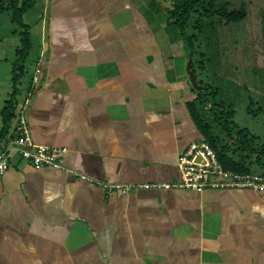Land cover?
<instances>
[{
  "label": "crops",
  "instance_id": "1",
  "mask_svg": "<svg viewBox=\"0 0 264 264\" xmlns=\"http://www.w3.org/2000/svg\"><path fill=\"white\" fill-rule=\"evenodd\" d=\"M153 5L36 0L23 14L41 46L3 137L0 101V154L24 108L32 142L63 149V169L91 181L13 156L0 264H264V191L103 186L179 182L180 154L201 140L186 108L191 58Z\"/></svg>",
  "mask_w": 264,
  "mask_h": 264
},
{
  "label": "rangeland",
  "instance_id": "2",
  "mask_svg": "<svg viewBox=\"0 0 264 264\" xmlns=\"http://www.w3.org/2000/svg\"><path fill=\"white\" fill-rule=\"evenodd\" d=\"M219 2H228L227 12L241 11L244 18L240 22L226 25L223 18L216 15L200 18L203 32L195 45H198V51L208 52L204 58L211 60L206 66L204 77L208 84L219 89L215 100L209 94L211 90H207L203 114L207 117V110H210L214 103L220 102L223 111H232L234 124L260 136L264 131V112L259 115L256 111L259 106L264 107V0H218ZM164 3L167 7L168 1L164 0ZM163 8L162 5H153L149 16H154V12L164 14ZM195 16L197 15L193 16L192 25ZM31 17L32 15L27 14L23 21L28 24ZM217 19L221 20L219 24H215ZM210 22L216 25L215 31L208 28ZM30 27L31 46L22 64L23 76L20 79L23 84L31 78L41 46L38 26L32 22ZM19 31L18 26L11 21L10 13L0 11V101L6 96L8 99L12 91V69L18 62L17 50L20 48ZM167 32L172 37L176 31L169 28ZM187 32L197 34L194 26L188 28ZM181 42L183 45L182 40ZM197 56L195 58H199ZM214 74H218V77ZM249 101L253 103L250 104ZM221 109L214 111L219 112ZM213 129L217 130L215 125ZM254 156L251 155V158Z\"/></svg>",
  "mask_w": 264,
  "mask_h": 264
},
{
  "label": "trees",
  "instance_id": "3",
  "mask_svg": "<svg viewBox=\"0 0 264 264\" xmlns=\"http://www.w3.org/2000/svg\"><path fill=\"white\" fill-rule=\"evenodd\" d=\"M36 0H0V11H8L11 21L18 26L20 48L17 50L18 62L13 65L12 91L9 98L1 110L2 128L1 137L7 134L9 125L15 117L16 95L18 93L17 84L23 76V66L27 53L30 48L29 26L23 23L24 13L33 8ZM165 7L166 27L173 28L177 36L183 41L187 56L191 58L188 66L193 74L200 90L191 87L195 97L187 102L186 108L195 124L201 140L207 142L215 152L220 165L224 170L247 173L264 176V131L261 135H254L245 128H239L233 121L232 111H223L221 104L214 103L210 110H207L208 116H204L206 107L207 90H211V98L215 100L218 97L219 89L206 82L204 74L207 72V65L211 59L204 58L208 52L198 51L195 43L198 44L200 33H202L201 17L219 16L223 18L224 25L240 22L244 18L241 11L227 12L228 2H219L218 0H167ZM155 5V0H152ZM197 15L191 24L193 16ZM217 19V23H220ZM194 26L197 34H188L187 29ZM208 28L215 31L216 25L209 24ZM207 46V45H206ZM208 48V47H207ZM198 55V56H197ZM199 58H195V57ZM18 65V66H17ZM17 71V72H16ZM218 74H214L215 77ZM214 77V78H215ZM250 104L253 102L249 101ZM221 109L215 112L214 109ZM264 107L259 106L256 113L262 114ZM253 116H256L253 114ZM211 119H208L210 118ZM215 125L216 131L213 129ZM251 155H255L251 158Z\"/></svg>",
  "mask_w": 264,
  "mask_h": 264
},
{
  "label": "built area",
  "instance_id": "4",
  "mask_svg": "<svg viewBox=\"0 0 264 264\" xmlns=\"http://www.w3.org/2000/svg\"><path fill=\"white\" fill-rule=\"evenodd\" d=\"M38 80L33 76V83ZM64 150L56 147L36 145L32 142L26 124L24 108L17 117L7 148L0 154V176L8 168L9 161L13 156L25 160L30 166L38 170L49 166L56 169H63L60 159ZM180 180L176 183L147 184H105L107 191L116 189L123 194L139 187H153L156 189L184 188L197 192L205 188L211 189H243L254 192L264 191V176L236 173L224 170L217 160L215 152L209 144L203 140L191 142L180 154L178 159ZM69 174L91 181V179L78 174L73 170H67Z\"/></svg>",
  "mask_w": 264,
  "mask_h": 264
},
{
  "label": "water",
  "instance_id": "5",
  "mask_svg": "<svg viewBox=\"0 0 264 264\" xmlns=\"http://www.w3.org/2000/svg\"><path fill=\"white\" fill-rule=\"evenodd\" d=\"M189 63H190V60H189ZM189 63L187 64V69H186L188 77H189V81H190L191 85L193 86V88H195L196 90H200L201 87L196 84L194 77H193V74L188 69Z\"/></svg>",
  "mask_w": 264,
  "mask_h": 264
}]
</instances>
